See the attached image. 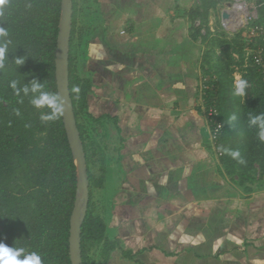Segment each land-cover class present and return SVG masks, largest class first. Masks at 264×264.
<instances>
[{"label": "crops", "instance_id": "crops-1", "mask_svg": "<svg viewBox=\"0 0 264 264\" xmlns=\"http://www.w3.org/2000/svg\"><path fill=\"white\" fill-rule=\"evenodd\" d=\"M93 2L78 76L107 127L90 209L112 245L94 264H264V177L224 169L200 108L199 0Z\"/></svg>", "mask_w": 264, "mask_h": 264}, {"label": "trees", "instance_id": "trees-1", "mask_svg": "<svg viewBox=\"0 0 264 264\" xmlns=\"http://www.w3.org/2000/svg\"><path fill=\"white\" fill-rule=\"evenodd\" d=\"M74 13L73 0L71 37ZM189 14L194 21L198 9ZM259 16L264 19V4L259 8ZM59 18L60 0H4L0 4V26L7 29L10 40L9 59L0 70V242L24 248L25 254L36 252L42 264H70L68 229L76 190V166L61 113L55 119L41 120L42 114L51 115L53 110L47 105L37 110L31 103L32 93L24 95L21 91L17 95L10 82L16 80L17 87L22 89L35 78L44 86V92L57 95L54 53ZM199 33L194 28L193 39L201 36ZM21 55L26 57L25 63L17 66L14 58ZM226 67L227 64L218 61L217 88H212V80L206 82L204 102L215 106L222 123L221 164L228 173L236 169L238 183L242 184L250 179L246 173L254 164L261 176L264 174V142L258 137V127L249 126L250 116L264 113V82L254 66L245 68L241 78L249 82V87L243 103L233 112L235 89ZM90 86L89 79L74 73L73 59L69 56V92L89 183L88 207L80 235L83 264H87L86 251L90 247L102 245L104 251L112 247L105 238L103 220L90 209L92 187L102 186L105 173L104 165L97 177L88 171L90 158L78 120L87 111L86 94ZM86 114L99 121L88 111ZM233 114L236 120L230 122ZM229 151H239L240 156L233 158Z\"/></svg>", "mask_w": 264, "mask_h": 264}, {"label": "rangeland", "instance_id": "rangeland-1", "mask_svg": "<svg viewBox=\"0 0 264 264\" xmlns=\"http://www.w3.org/2000/svg\"><path fill=\"white\" fill-rule=\"evenodd\" d=\"M74 1V28L72 37H70L68 55L72 56L74 73L78 75V73H80L79 66L83 57V45L86 40V34H88L90 28L96 24L97 12L93 0ZM223 1L230 0H199L198 6H196V9H198V17L195 23H193L195 24V28L200 31L199 34L204 37V39H201V36H199L198 43L199 50L201 51L198 94L199 96L201 94L203 98L207 87L206 82L212 80V88L215 90L217 88L219 75L215 74V72L218 67V61L227 64V72L232 78V86L234 89L236 76L241 78L242 72L249 66L244 60V43H242V40L227 35L221 27L219 9L221 7L220 3ZM208 6H210V8H208ZM245 98L246 95L245 97L234 95L232 99V102L235 103L233 112L239 109L238 107L243 103ZM37 110H40V108ZM86 113H81L78 120L80 124H82L86 153L90 158L88 171L90 174L97 177L99 175L100 166L104 165L105 167V157L102 150L104 148L103 142H105L103 136H105L107 127L105 124H102L101 121L91 119ZM246 176H248L250 180H255L263 178L264 174L261 176L260 170H258L257 165L254 164L252 169L246 173ZM92 189L93 198L95 188L92 187ZM95 248H97L98 251L99 246L90 247L86 251L87 264H94Z\"/></svg>", "mask_w": 264, "mask_h": 264}, {"label": "water", "instance_id": "water-1", "mask_svg": "<svg viewBox=\"0 0 264 264\" xmlns=\"http://www.w3.org/2000/svg\"><path fill=\"white\" fill-rule=\"evenodd\" d=\"M73 0H60V18L54 53V77L57 96L62 106L61 117L68 145L76 166V190L69 217L68 254L70 264H83L81 258V225L89 201V183L83 145L76 125L69 92V55Z\"/></svg>", "mask_w": 264, "mask_h": 264}, {"label": "built area", "instance_id": "built-area-1", "mask_svg": "<svg viewBox=\"0 0 264 264\" xmlns=\"http://www.w3.org/2000/svg\"><path fill=\"white\" fill-rule=\"evenodd\" d=\"M220 24L227 35L239 36L244 43V60L256 68L264 82V19L259 16V8L264 0H230L220 3ZM197 23V22H196ZM200 108L207 122L209 140L216 154L222 152L219 135L222 123L218 111L212 105H206L204 98Z\"/></svg>", "mask_w": 264, "mask_h": 264}, {"label": "clouds", "instance_id": "clouds-1", "mask_svg": "<svg viewBox=\"0 0 264 264\" xmlns=\"http://www.w3.org/2000/svg\"><path fill=\"white\" fill-rule=\"evenodd\" d=\"M4 0H0V4H2ZM9 33L6 28L0 26V70L5 68V63L8 58V45L10 40L8 39ZM26 57L16 56L14 58V62L17 66L23 65L25 63ZM17 81L12 80L10 82V86L16 92L17 95L22 91L24 95H28L32 93L31 103L40 108L42 106H49L53 112L51 115H41V120H51L55 119L56 115L59 114L62 110V106L60 104V97L56 94H50L44 92L43 85L37 79L30 80V83H27L23 86V88L17 87ZM249 87V82L245 79L236 76L235 78V92L234 94L240 97H245L246 89ZM78 90V89H77ZM39 94V95H37ZM19 114V113H17ZM236 116L233 114L230 117V122L235 121ZM249 126L258 127V137L260 141L264 142V113L259 115H254L249 117ZM229 154L233 158H238L240 156L239 151H229ZM243 162V161H241ZM0 264H42L41 257L36 252H31L25 254L24 248H13L8 246L7 244L0 242Z\"/></svg>", "mask_w": 264, "mask_h": 264}]
</instances>
